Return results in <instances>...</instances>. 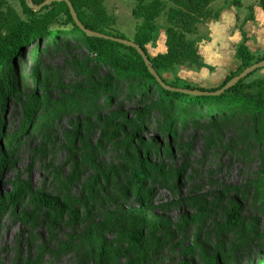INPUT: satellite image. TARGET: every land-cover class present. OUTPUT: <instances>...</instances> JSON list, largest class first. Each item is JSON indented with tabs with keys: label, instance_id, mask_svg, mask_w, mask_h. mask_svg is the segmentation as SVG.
I'll return each instance as SVG.
<instances>
[{
	"label": "rangeland",
	"instance_id": "rangeland-1",
	"mask_svg": "<svg viewBox=\"0 0 264 264\" xmlns=\"http://www.w3.org/2000/svg\"><path fill=\"white\" fill-rule=\"evenodd\" d=\"M6 4L27 19L20 0ZM136 4L103 2L112 31L130 42ZM169 7L164 1L142 41L149 57L166 51ZM196 35L197 28L188 37L197 42ZM82 41L41 40L13 59L12 90L0 99V264H95L100 240L119 242L118 264H262V118L230 103L220 114L211 104L193 109L203 117L174 116L180 108L159 103L154 92L143 98L115 83ZM194 69L175 65L159 77L198 85ZM8 71L0 68V80ZM140 173L147 209L136 198ZM45 197L64 205L59 224L48 219ZM233 205L234 226L226 218ZM138 232L143 249L128 241Z\"/></svg>",
	"mask_w": 264,
	"mask_h": 264
},
{
	"label": "trees",
	"instance_id": "trees-1",
	"mask_svg": "<svg viewBox=\"0 0 264 264\" xmlns=\"http://www.w3.org/2000/svg\"><path fill=\"white\" fill-rule=\"evenodd\" d=\"M47 0H20L22 12L27 15L22 20L9 6L6 0H0V68H8V73L0 80V99L4 101L5 96L12 90L13 80L10 76L14 57L19 51L28 45L38 44L45 40L47 45H53L63 38L70 39L75 35L80 36L83 46L97 62L101 63L109 72L115 83H123L132 88L141 97L154 92L159 103L172 106L173 114L184 116L189 112L192 118L203 117L206 114L195 108L208 107L217 104L213 108L214 114L225 112L220 110L222 103H230V110L239 106L251 109L254 117H261L264 122V78L246 81L249 75L238 81L235 85L219 96L194 95L191 92H214L241 73L245 68L264 61V55L253 56L247 50L244 41L236 47V56L240 59V66L230 71L222 84L212 88H205L198 85L185 84L178 87L175 83L164 84L159 77V72L167 70L175 65L188 64L197 68L205 67L200 55L197 52L196 42L189 39L197 28V25L209 18H215L210 4L215 0H152L144 4V0H137L132 16L139 19L135 26V33L130 47L120 43L119 40L128 41L124 35L113 32L112 17H110L103 5L104 0H68L76 21L70 12L65 1H52L45 4ZM164 1L171 3L167 10L166 30V51L149 57L142 45L144 38H148L154 30V20L158 17L163 8ZM259 6L264 12V0H258ZM36 7H40L35 11ZM94 33L98 35H89ZM124 49V52L121 51ZM142 52L147 61L140 55ZM159 80V81H158ZM175 89L169 90L165 87ZM155 88V89H154ZM125 90V87H122ZM187 110V111H184ZM208 112H212L208 110ZM135 138L140 144L142 141L136 133ZM138 155L149 156L147 151H139ZM3 154L0 152V159ZM2 163V161H0ZM162 175L168 176L167 172ZM264 175V173H263ZM136 176L139 189L136 198L144 209L148 208L147 196L140 189L143 186L146 176ZM151 192H149L150 197ZM17 200V198H16ZM47 207L48 219L56 224L61 221V211L64 205L57 199L43 198ZM16 205V202H14ZM237 208L233 205L227 212L226 218L232 226L238 224ZM140 233L129 234L128 241L135 243L139 249L144 248V241ZM117 242H105L100 240L95 248V264H118L121 256V246ZM264 264V258L262 261Z\"/></svg>",
	"mask_w": 264,
	"mask_h": 264
},
{
	"label": "crops",
	"instance_id": "crops-1",
	"mask_svg": "<svg viewBox=\"0 0 264 264\" xmlns=\"http://www.w3.org/2000/svg\"><path fill=\"white\" fill-rule=\"evenodd\" d=\"M210 9L217 16L197 27V52L205 67L194 66V82L212 88L240 66L235 50L243 41L251 55H264V12L258 0H215ZM251 77L250 81L264 78V68Z\"/></svg>",
	"mask_w": 264,
	"mask_h": 264
},
{
	"label": "water",
	"instance_id": "water-1",
	"mask_svg": "<svg viewBox=\"0 0 264 264\" xmlns=\"http://www.w3.org/2000/svg\"><path fill=\"white\" fill-rule=\"evenodd\" d=\"M26 1H29V0H26ZM52 1H65L67 3V6H68L70 12L73 15V19L76 21V16L73 14V10H72L71 5H70L68 0H47L45 2V4H48V3L52 2ZM39 8L40 7H36L35 10L39 9ZM88 34L89 35H98V34H94V33H88ZM119 41H120V43L125 44L127 46L135 47V45L132 42H130V41H126V40H119ZM140 55L144 58V60L146 62L147 59L145 58V55L142 52H140ZM262 68H264V61H262L260 63H257V64H254V65H251L250 67L245 68L241 73H239L237 76H235L233 79H231L225 85H223L220 89H218V90H216L214 92L199 93V92L194 91V92H191V94H194V95L219 96L222 93H224L225 91H227L229 88H231L233 85H235L238 81H240L241 79L245 78L248 74L253 73L255 70L262 69ZM165 88H167L169 90H175V89H171V88H168V87H165Z\"/></svg>",
	"mask_w": 264,
	"mask_h": 264
},
{
	"label": "bare ground",
	"instance_id": "bare-ground-1",
	"mask_svg": "<svg viewBox=\"0 0 264 264\" xmlns=\"http://www.w3.org/2000/svg\"><path fill=\"white\" fill-rule=\"evenodd\" d=\"M23 251V250H22ZM24 255V254H23ZM29 255V251H28V253L26 252V256H28Z\"/></svg>",
	"mask_w": 264,
	"mask_h": 264
}]
</instances>
